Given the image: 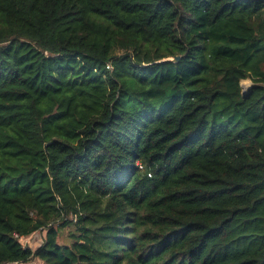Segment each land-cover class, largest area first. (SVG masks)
Here are the masks:
<instances>
[{
    "label": "trees",
    "instance_id": "1",
    "mask_svg": "<svg viewBox=\"0 0 264 264\" xmlns=\"http://www.w3.org/2000/svg\"><path fill=\"white\" fill-rule=\"evenodd\" d=\"M34 259L264 264V0H0V264Z\"/></svg>",
    "mask_w": 264,
    "mask_h": 264
},
{
    "label": "rangeland",
    "instance_id": "2",
    "mask_svg": "<svg viewBox=\"0 0 264 264\" xmlns=\"http://www.w3.org/2000/svg\"><path fill=\"white\" fill-rule=\"evenodd\" d=\"M240 82L242 84V88H243L244 93L246 92V90L248 89V87L252 85V81L250 79H244V80H241ZM69 228L70 227H65L61 231L60 237H59L60 242L67 241L66 236H67V233L69 231ZM43 235H44V232L39 231V232H36V233L31 234L30 236H28L26 238H22V242H23V244L30 245L33 248L35 245H37L38 243H40V241L43 239Z\"/></svg>",
    "mask_w": 264,
    "mask_h": 264
},
{
    "label": "crops",
    "instance_id": "3",
    "mask_svg": "<svg viewBox=\"0 0 264 264\" xmlns=\"http://www.w3.org/2000/svg\"><path fill=\"white\" fill-rule=\"evenodd\" d=\"M12 264H43V263L40 260L38 261L37 259H35V260L29 261L27 263H12Z\"/></svg>",
    "mask_w": 264,
    "mask_h": 264
},
{
    "label": "water",
    "instance_id": "4",
    "mask_svg": "<svg viewBox=\"0 0 264 264\" xmlns=\"http://www.w3.org/2000/svg\"><path fill=\"white\" fill-rule=\"evenodd\" d=\"M178 59H179V56H175V57L170 58V60H173V61H177ZM240 86H241V88H242V84H241V82H240ZM250 87H251V86H249L247 90H249ZM247 90H246V91H247ZM244 94H245V93H244L243 88H242V95H244Z\"/></svg>",
    "mask_w": 264,
    "mask_h": 264
}]
</instances>
